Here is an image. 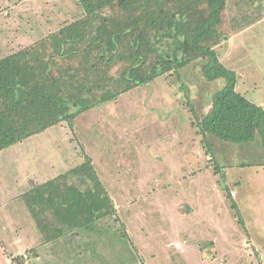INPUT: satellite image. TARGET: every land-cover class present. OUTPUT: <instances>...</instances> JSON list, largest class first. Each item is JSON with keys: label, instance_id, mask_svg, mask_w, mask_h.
I'll list each match as a JSON object with an SVG mask.
<instances>
[{"label": "rangeland", "instance_id": "1", "mask_svg": "<svg viewBox=\"0 0 264 264\" xmlns=\"http://www.w3.org/2000/svg\"><path fill=\"white\" fill-rule=\"evenodd\" d=\"M79 10L75 0H0V52L46 37ZM222 20L229 38L217 57L235 73V89L264 107V0H228ZM206 63L2 150L0 264H264L262 137L207 135L206 154L194 124L226 84L205 80ZM85 155L115 214L47 241L22 197Z\"/></svg>", "mask_w": 264, "mask_h": 264}, {"label": "trees", "instance_id": "2", "mask_svg": "<svg viewBox=\"0 0 264 264\" xmlns=\"http://www.w3.org/2000/svg\"><path fill=\"white\" fill-rule=\"evenodd\" d=\"M75 1L73 20L0 52V152L51 127L72 128L81 114L159 77L180 81L179 71L198 59L207 60L205 80L226 81L194 124L206 154L207 135L249 143L259 133L264 147V107L235 89V73L214 50L229 38L221 30L228 0ZM22 198L47 241L115 214L88 155Z\"/></svg>", "mask_w": 264, "mask_h": 264}]
</instances>
